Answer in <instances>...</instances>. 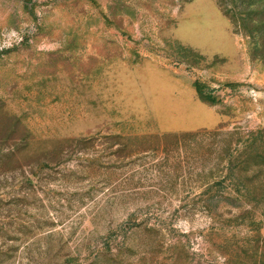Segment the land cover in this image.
Masks as SVG:
<instances>
[{
  "label": "rangeland",
  "instance_id": "1",
  "mask_svg": "<svg viewBox=\"0 0 264 264\" xmlns=\"http://www.w3.org/2000/svg\"><path fill=\"white\" fill-rule=\"evenodd\" d=\"M0 0V264H264V0Z\"/></svg>",
  "mask_w": 264,
  "mask_h": 264
},
{
  "label": "trees",
  "instance_id": "2",
  "mask_svg": "<svg viewBox=\"0 0 264 264\" xmlns=\"http://www.w3.org/2000/svg\"><path fill=\"white\" fill-rule=\"evenodd\" d=\"M247 1L245 0L244 3H246Z\"/></svg>",
  "mask_w": 264,
  "mask_h": 264
}]
</instances>
